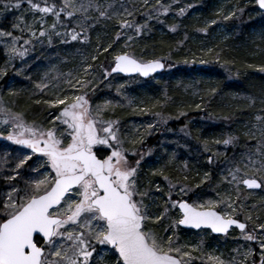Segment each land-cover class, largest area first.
I'll use <instances>...</instances> for the list:
<instances>
[{"label": "snow or ice", "instance_id": "obj_1", "mask_svg": "<svg viewBox=\"0 0 264 264\" xmlns=\"http://www.w3.org/2000/svg\"><path fill=\"white\" fill-rule=\"evenodd\" d=\"M252 2L264 12V0ZM21 3L22 0H4V8L0 11L18 9ZM26 3L31 9H38L41 13H53L57 19L61 12L65 17L81 14L78 20L73 21L74 24H79V31L73 27L65 28L61 32L56 24L47 26L61 40L86 41L89 19L87 13L91 10H95L97 19L116 16L121 28L128 27L129 19L136 11L135 6L129 11L126 3L118 0H61L58 9L55 4L34 0H26ZM144 3L157 17L169 10L168 5L161 4V0H155V4L144 0ZM177 11L183 13L185 9L179 8ZM243 11V8L233 6L224 18L238 17ZM145 14L152 18V12L146 11ZM121 16L129 19H120ZM37 19L42 26L38 32L29 26L26 29L30 33L29 37L14 35L12 31L0 28V36L9 38L5 51L11 58L23 57L28 51L27 47L18 44L20 39H24V44L28 45L31 37L48 35V42H52L51 32L43 26L44 20ZM20 20H24V17H18V22L12 27L20 28ZM213 23L215 20L207 21V24ZM135 29L139 32L142 24H135ZM200 30L207 31V27ZM117 35H120L119 29ZM260 37L264 39V29H261ZM91 58L96 59L95 56ZM248 66L264 72V63H249ZM161 67L163 64L160 59L140 61L120 52L115 55L113 67L104 69V73L106 75L109 70H119L124 73L139 72L146 76ZM5 71L6 67H0V74ZM54 71H57L55 65L48 68L41 80L35 82L36 86L42 90L51 86L56 90L62 81L71 89L83 90L67 95L62 89L54 91L56 98L48 99L47 104L60 106L52 117L56 124L43 127L35 121H26L20 112L12 111L0 103V122L7 127L6 132L0 131V137L6 136L7 140L31 149L18 159L15 167L19 169L30 156L39 153L42 154V165L48 169L38 178L35 175L27 178L23 187H9V194L0 196V264H93L92 257L97 247L102 245H110L114 249L112 255L115 259L109 264H186L184 258L189 257L190 253L179 246L174 247L171 234H167L165 239L164 235L146 226L148 221H159L166 215V211L159 215L148 212L149 205L145 202L148 191L139 187L136 178L139 160L133 163L128 157V153L135 152V149L124 147L115 119H101L102 107L112 102L106 99L94 110L88 99L86 93L89 85L95 87L89 79L93 74L92 65L82 60L78 68L74 67L67 74L57 71L55 77L50 76ZM73 71L83 74L73 76ZM65 75L68 79L62 80ZM211 91L215 92L216 89ZM240 95L247 101L245 107L255 106V95ZM258 99L260 109L251 130L246 132L249 139H255L257 147L255 151L242 152L229 171L222 173V179L235 186V199L232 195H227L223 200L197 197L189 202L187 198L171 199L172 192L169 191L165 194L168 197L165 203L178 205L180 225H208L213 231L221 233L229 225H238L241 230L245 229L244 222L233 218L239 211L236 208L237 201L243 207L248 195L246 191L241 194V186L245 190L253 186L264 188V89H261ZM157 116L160 117V114L157 113ZM155 125L156 121H152L148 128ZM257 136L259 139H256ZM221 143L232 144L233 137L225 135ZM96 145H107L106 154L94 151ZM207 159L211 161L213 157L208 156ZM18 174L17 171H12L11 177ZM207 178L205 173L203 179ZM155 187H161L159 182ZM170 189L175 190L176 186L170 185ZM185 191L186 186L179 185V196H185ZM69 193H74L75 199L70 198L67 195ZM218 204L221 207H230L231 214L217 210ZM251 218V215L246 217ZM176 223L174 220L172 226ZM255 228L260 229L259 234L243 231L242 235L258 242L261 249L260 264H264V223L257 221ZM188 247L195 248L196 245L189 244ZM253 251L250 247L245 248L244 259L238 264H248V256ZM210 259H216L217 264H237L235 257L232 261H225L223 257ZM252 264H256L254 258Z\"/></svg>", "mask_w": 264, "mask_h": 264}, {"label": "rangeland", "instance_id": "obj_2", "mask_svg": "<svg viewBox=\"0 0 264 264\" xmlns=\"http://www.w3.org/2000/svg\"><path fill=\"white\" fill-rule=\"evenodd\" d=\"M37 1L39 3H53L59 7L61 4V0ZM136 1L140 4L142 3L141 6H146L143 11L144 15H146V11L152 12V14L155 13L151 9L147 8L144 0ZM162 1L164 0H161V2ZM118 2L125 3L121 0H118ZM148 2L155 4V0H148ZM233 3L234 0H214L207 3L206 6L208 7V12L218 13L219 16L210 17L208 15H204L201 20L203 27H207V31L202 33H191L190 38L202 44L207 37L226 38L229 36L232 33V30L226 27V19L224 17L227 16V12L230 11L234 6ZM197 5H199V3H197ZM199 11H202L201 7L194 9L192 8L190 10V15H194L195 17ZM96 14L97 13L95 10H91L89 13H87L89 19L87 20L88 39L86 41L68 39L61 40V38L56 35V32L52 31L50 28H47V26H49L47 23V18H45L43 15L36 16L37 14L34 15L31 12H27L24 6L20 8V11L16 15L9 16L6 20L9 21V24H6L4 27L0 26V28L12 31L14 35L21 37L30 36V33L26 30L29 26L35 28L38 32L42 25L39 23L37 18H42L44 20L43 26L46 27L47 31H51L52 42H48V35L43 37H40L39 35L31 37V42L28 45L24 44V39H20L18 44L22 47H27L28 51L25 56L15 59L16 57L11 58L5 51L9 38L0 36V54L4 61L8 63V66L12 67V72L10 73L9 78L5 81L3 87L0 88V103H3L12 111L17 112L18 106H16V101L18 97L14 96L18 92L26 93L30 97H46L48 100L56 98L54 94V91L56 90L62 89L63 93L66 95L71 94L72 92L83 91L80 88L71 89L67 85L63 84L62 81L59 85V88L56 90H54L51 86H46V90H42L36 86L35 82L41 80L45 71L53 65L56 66V69L59 73L67 74V72L74 69V67L78 68L82 60H86L88 64L92 65L93 74L89 76V79L91 80V84L95 85L94 88L89 85L86 95L89 94L87 96L88 98L93 94L96 97H93L91 101L94 110L96 109L97 105H102V102L106 99L112 103L106 107H102L101 119L105 121H107L112 116L113 112L123 113V111L130 110L132 114L130 116H126V122L124 126V129L127 130L125 135L130 141L134 140L133 138L140 141L145 140V137L149 136L150 133L153 132L152 129L156 128L157 126L156 122L155 126H153L151 129L148 128V125L152 121H156L155 116L159 111L154 112L155 116H149L151 114L147 112L149 111V107H152L153 105L151 103L153 101L156 102V99L154 98L156 92L159 94H167L168 92L170 95L180 94L181 103H179L182 107L189 106L193 100V96L195 94L201 93L198 92L199 90L194 87V83L184 82L183 84H180L179 79H177V77L180 76L175 77L170 73H165L164 75L157 74L150 77L149 79H141L138 76L123 77L118 74H111L110 71H108V73L105 75L104 69H110L114 62L115 55L119 54L120 52H125L140 61H146L155 58H151L149 52H144L142 50H139V52H136V54H132L129 49V44L131 43L130 38H132L131 34L124 35L121 38L117 35V30L119 29L120 31L121 28L118 23V18L113 15L111 18L106 17L107 19H112L113 21L110 22L108 20L107 22H104L105 20H102L100 22L98 19L97 21L95 20L97 17ZM80 15V13H76L73 15V17H69L68 20L70 22V26L68 28L75 27V29L79 31V24H74L73 21L78 20ZM20 16L24 17V20L19 21L21 27L13 28L12 25L18 22L17 18ZM170 17L172 19L175 18L174 16ZM217 17H219V19H217ZM119 18L128 19L126 16H121ZM154 18H158L156 14ZM58 20L51 19L50 25L56 24L58 30L63 32L65 28H67V24L58 22ZM208 20H215V23L207 24ZM157 28L158 31L164 32L162 25L159 24ZM252 29L254 30V34L260 36L261 29H264V23L261 22ZM200 48L205 49L203 44L200 46ZM34 54H39V56L34 58ZM92 56H95L96 59L93 60L91 58ZM66 57L67 59H65ZM17 69H19V71H17ZM57 71L50 73V76L55 77L57 75ZM82 74L83 73H77L76 71H73V76ZM63 79H68L67 75H65L62 80ZM187 79L190 78L186 77L185 80ZM53 83H55V81H53ZM9 89H14V91L10 92ZM161 106L162 105L160 104V107ZM203 107L204 106L201 108L202 111L204 110ZM186 114L187 111L181 114L179 113V115L176 113L165 114V116L168 118H174L176 120L179 119L180 116L184 115L183 118L185 121L183 125L177 126L176 129L169 127L165 134L158 136L155 143L151 145L148 150V156L152 158L148 159L144 166L145 170L149 169V173H147V175H151L150 173H153V167V169L158 167L157 169L160 171L161 169L165 168L166 165H172L173 169L181 172L198 168L200 166H196V161L197 157L201 154H219L224 152V148H222V145H224L223 143H218V145L215 143L214 145H211L206 143L207 141L203 138L200 139L199 134L195 135V140L193 139V132H200L205 127L215 124L211 123L203 116L192 117L186 116ZM55 115L56 112H52L50 117L42 119L38 118L35 122L39 125H42L43 127L52 126L53 124H56V121L52 120V117ZM35 117L36 116H34V118ZM255 119L256 116L247 119L239 126L235 125V129L240 130L243 133L244 138V141L238 145V148H240L238 156L245 150L255 151L257 147L255 139H249L246 135V132L251 130ZM192 120L196 123L194 127H190L189 125ZM0 131H7L6 125L2 122L0 123ZM219 135L220 136H217L218 139L222 137L220 140H223L225 135H231L234 137L235 131L232 128H228L222 130ZM141 137L143 138L141 139ZM256 139H259V137L257 136ZM94 149L99 151L100 154H106L105 150L107 149V145H96L94 146ZM27 152H29V150L22 152L19 157L22 158V156ZM237 159L238 157L223 163L222 173H227L230 166L233 165ZM137 168V172H139L138 165ZM15 169L16 167L13 165L10 172L16 171ZM33 169H35V173H33ZM47 170V167L42 165L41 156H39L35 158V161L30 166L28 178L33 175L38 178L40 175H43V172ZM207 170L208 169L206 168L204 169V171L207 172V177L209 178V171ZM222 173L219 175L220 184H222L220 189L219 186L216 187L215 185H212V183L207 182L208 178L203 179L202 182L205 184L204 186L200 187L204 189L201 190L200 194H197L194 199L199 197L200 199L211 198L223 200L227 195H232L235 199V186L229 185L227 181H224L222 179ZM136 178H138L137 175ZM162 178L163 180L161 182L157 179L152 180V184H150L151 180L146 178L143 185L139 184L141 189H146L148 191V196L145 197V202L149 205L148 212L153 215H159L162 211H166V215L162 216L159 221H148L146 226L151 227L155 232L164 235L165 239H167V234H171L173 236V246H179L183 248L184 251L190 253L189 257L184 258L186 260V264H217V260L210 259V257H223L225 261H232L233 257H235L238 264L240 260L244 259V249L249 247L254 249V251L248 256V264H252L253 258L255 259L256 264H260L259 253L261 249L259 248L258 242L249 240L242 235L243 231L247 230L238 231L233 229L225 235L214 236L211 235L209 231L204 229L192 231L181 228L178 225L179 212L176 206L165 203L168 200V197L165 194L171 191V199H176V197L182 196H179V191H177V189L171 190L170 185H175L176 187L178 185L186 186L185 195L188 194V192L191 190V187L188 184L177 181L173 176L170 175L167 177L163 176ZM157 182L163 185L165 192H160V189L162 188L161 184L160 188L157 189L155 187ZM8 189L9 187L1 188L0 196H7L9 194ZM258 192L261 196L263 195V198L264 189H261ZM67 195L70 198L75 199L74 193H69ZM244 205L245 204H243V206ZM216 207L217 210L227 211L229 214H231L230 207H221L219 204L216 205ZM236 208L239 209V211L243 209L239 201L236 203ZM239 211L235 213L234 218L239 214ZM174 220H176L177 223L173 227L172 223ZM251 220L254 222V224L251 230H248V232L254 231L255 233L259 234L260 229L255 228V224L257 221L264 223V213L260 212V214H258V212H255V215L253 218H251ZM189 244H195L196 247L189 248ZM112 251L113 250L108 248L107 245L98 246L97 251L92 259L96 258L98 253L103 252L102 254L109 253L110 255L112 254Z\"/></svg>", "mask_w": 264, "mask_h": 264}, {"label": "trees", "instance_id": "obj_3", "mask_svg": "<svg viewBox=\"0 0 264 264\" xmlns=\"http://www.w3.org/2000/svg\"><path fill=\"white\" fill-rule=\"evenodd\" d=\"M121 1L126 3L129 11L132 10L133 6L136 7V11L132 13L131 19L128 17V27L120 28V35H118L121 38L124 35L131 34L133 39L129 37L131 42L129 44L130 52L136 54V52L142 50L149 52L151 58L162 59L166 65V69L160 73L161 75L170 73L175 77L180 76L177 77L180 84L184 82L194 83V87L201 94H195L191 104L189 106H185L188 105L185 104V107H182L180 105V94L170 95L168 92L167 94H159L156 92L154 96L156 102L153 101L151 103L153 105L149 107V111L147 112L151 114L149 116H155L154 112L157 111L161 114L160 117L155 116L157 122L156 128L152 129L153 132L142 141L136 140L135 138L130 141L125 135L127 130L124 129V126L126 116L132 114L130 110L123 111V113L113 112L108 120L115 119L117 121L118 132L124 147L135 149V152L128 153V157L133 163L139 160L137 164L139 166V172L136 173L139 184L143 185L146 178L151 180L150 184H152V180L154 179L161 182L163 176H173L177 181L188 184L191 187L188 194L182 197H176V199L187 198L191 202L204 189L201 187L205 184L202 182L204 174L207 173L204 171L205 168L209 171L208 180L210 181L207 180V182L212 183L216 187L219 186L220 189L222 184H220L219 175L222 173L223 163L239 157L238 152L240 148H238V145L244 141L243 133L235 129V125L239 126L247 119L253 118L260 109L258 97L261 94V89H264V72H261L255 67H249L248 65L249 63H264V39L254 34V30L252 29L261 22L264 23V12L260 11L252 0H234V6L243 8L244 11L238 17H228L225 20L226 27L231 29L232 33L226 38L207 37L204 43H202L205 49H201L200 46L202 44L192 40L190 34L204 32L200 30L204 28L201 20L204 15L210 17L219 16L218 13H209L208 7L206 6L207 3L214 0H164L161 4L168 5L169 10L161 13L157 19L154 18L156 13L152 14L151 19L148 15H144L143 11L146 6L140 8L142 3L140 4L136 0ZM34 2L38 1L34 0ZM22 6L26 8L27 12H31L34 15L37 14L36 16L43 15L48 19V25H50L51 19H57V16L53 13H41L38 9H31L27 5L26 0H22L21 6L18 9L10 8L7 11L0 12V26L4 27L6 24H9V21H6L7 18L16 15ZM55 6L57 9L59 8L58 5ZM199 7L202 8V11H199L195 17L194 15H190L192 8ZM0 8H4V0H0ZM179 8H184L185 11L179 13L177 11ZM170 16H174L175 18L172 19ZM68 19L69 17H65L63 13H59V20H57L58 22L67 24L68 28L70 26ZM95 20L97 21V17ZM102 20L107 22L109 19L106 17L98 19L100 22ZM109 21L111 22L113 20L110 19ZM137 23L142 24V29L139 32L135 29V24ZM159 24L163 26L164 32L158 31L157 26ZM38 56L39 54H34V58ZM18 58L20 57H16L15 59ZM5 62L0 54V67H6V71L0 74V88L3 87L12 72V67H9L8 63ZM186 77L190 79L185 80ZM169 84L171 85L170 82ZM211 89H216V91L212 92ZM233 93H237V95H233ZM240 93L255 95L257 97L255 106L245 107L247 101ZM14 97H18L16 101V106H18L17 112L19 111L26 121L48 118L52 112H57L60 107L59 105L47 104L46 97H30L22 92H18ZM93 97L96 98L93 94L88 99L92 101ZM160 104L162 105L161 107ZM197 105L200 106L197 107ZM202 106H204L203 111L201 109ZM185 111H187L186 116H203L215 124L205 127L200 132H193L194 140L196 138L195 135L199 134L200 139L203 138L207 141L206 143L211 145L216 143L218 145L222 141L220 140L222 137L219 139L217 137L220 136L221 131L232 128L235 131L233 143L222 145V148H224L223 153H203L198 156L196 161V166H200L198 168L181 172L173 169L172 165H166L160 171L156 167L155 173L153 172L150 173L151 175H147L149 169L145 170L144 166L147 160L152 158L148 156V150L151 145L155 143L158 136L165 134L169 127L176 129L177 126L183 125L185 121L183 118L184 115L176 120L174 118H168L165 114L176 113L179 115V113L181 114ZM34 116L36 117L34 118ZM161 117L167 118L162 119ZM189 125L190 127H194L196 123L192 120ZM24 151L26 150L19 145L7 140L6 136L0 137V189L15 187L17 185L20 187L24 186L30 173V166L35 161V158L39 157L33 154L19 169H15L19 173L18 176L11 177L12 172L10 171L12 170V166L16 165L18 159L21 158L19 156ZM208 156H212L213 159L209 161L207 159ZM9 177L11 178L9 179ZM177 188H179V185ZM241 188V194L243 195L246 191L248 195L244 200L245 205L243 209L239 211V214L235 218L245 221V230L248 231L251 230L254 222L251 219H246V217L251 215L253 218L255 212H258V214L260 212L264 213V197L262 198L263 195L261 196L258 191H248L243 186ZM160 192H165L163 185Z\"/></svg>", "mask_w": 264, "mask_h": 264}, {"label": "water", "instance_id": "obj_4", "mask_svg": "<svg viewBox=\"0 0 264 264\" xmlns=\"http://www.w3.org/2000/svg\"><path fill=\"white\" fill-rule=\"evenodd\" d=\"M257 8L259 9V6L257 5ZM260 10V9H259ZM136 59V58H135ZM161 60V59H160ZM162 61V60H161ZM114 62H115V59H114ZM114 62H113V64H112V66L110 67V69L113 67V65H114ZM162 64H163V67H161V68H158V69H154L152 72H150L148 75H143V74H141V73H139V72H132V73H124V72H121V71H119V70H115V71H112V70H110V73L111 74H119V75H121V76H133V75H138L139 77H141L142 79H147V78H149V77H151V76H153V75H155V74H158V73H161V72H163L164 70H165V64H164V62L162 61ZM12 143H15V142H13V141H11ZM16 144V143H15ZM20 146H22V145H20ZM22 147H25V148H27L26 146H22ZM30 151H31V149H29ZM37 154H39V153H37ZM260 188H257V187H251V188H249V189H246V190H250V191H257V190H259ZM176 208L178 209V205H176ZM236 219V218H235ZM243 222V221H242ZM245 223V222H244ZM178 225L181 227V228H183V229H190V230H199V229H208L212 234H214V235H224V234H226L229 230H231L232 228H235V229H237V230H239V231H241V229L239 228V226L238 225H229V227L225 230V232H223V233H221V232H216V231H213L212 229H211V227L210 226H208V225H200L199 227H196V226H193V225H180L179 223H178ZM245 225H246V223H245ZM108 247H110L111 248V246L110 245H108Z\"/></svg>", "mask_w": 264, "mask_h": 264}, {"label": "built area", "instance_id": "obj_5", "mask_svg": "<svg viewBox=\"0 0 264 264\" xmlns=\"http://www.w3.org/2000/svg\"><path fill=\"white\" fill-rule=\"evenodd\" d=\"M110 262V261H109Z\"/></svg>", "mask_w": 264, "mask_h": 264}]
</instances>
